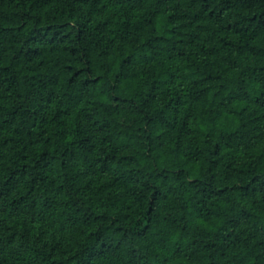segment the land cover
Here are the masks:
<instances>
[{"label": "trees", "instance_id": "16d2710c", "mask_svg": "<svg viewBox=\"0 0 264 264\" xmlns=\"http://www.w3.org/2000/svg\"><path fill=\"white\" fill-rule=\"evenodd\" d=\"M0 264H264V0H0Z\"/></svg>", "mask_w": 264, "mask_h": 264}]
</instances>
